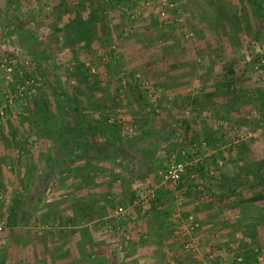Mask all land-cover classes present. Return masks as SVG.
Segmentation results:
<instances>
[{"label": "rangeland", "instance_id": "1", "mask_svg": "<svg viewBox=\"0 0 264 264\" xmlns=\"http://www.w3.org/2000/svg\"><path fill=\"white\" fill-rule=\"evenodd\" d=\"M0 112V264H264V0H0Z\"/></svg>", "mask_w": 264, "mask_h": 264}, {"label": "trees", "instance_id": "2", "mask_svg": "<svg viewBox=\"0 0 264 264\" xmlns=\"http://www.w3.org/2000/svg\"><path fill=\"white\" fill-rule=\"evenodd\" d=\"M73 119H74V125L73 127H71L70 131H68L67 133L73 135L75 139H80L81 141L83 142H86L85 141V124H84V121L83 119L79 116V114L74 110V114H73ZM104 142L106 141H110L109 139L104 138L103 140ZM110 143V142H109ZM110 145H112L110 143ZM84 159L85 156L84 155H81V156H78V153H68V160L69 161H79V159Z\"/></svg>", "mask_w": 264, "mask_h": 264}, {"label": "built area", "instance_id": "3", "mask_svg": "<svg viewBox=\"0 0 264 264\" xmlns=\"http://www.w3.org/2000/svg\"><path fill=\"white\" fill-rule=\"evenodd\" d=\"M181 171H182V164H180L179 162L170 161L167 164L163 177L164 179H167L171 182H176L180 178Z\"/></svg>", "mask_w": 264, "mask_h": 264}, {"label": "crops", "instance_id": "4", "mask_svg": "<svg viewBox=\"0 0 264 264\" xmlns=\"http://www.w3.org/2000/svg\"><path fill=\"white\" fill-rule=\"evenodd\" d=\"M140 163L144 166V163L142 162V160H140ZM143 170H144V167H143ZM140 224H142V223H140ZM159 225H160V223H159ZM143 226V225H142ZM141 227V226H140ZM143 227H145V226H143ZM158 227V225L157 224H155V228H157ZM150 228V227H149ZM148 228V229H149ZM157 242H155V244H156ZM141 254H144V253H141ZM166 254V255H165ZM165 255V256H164ZM174 255H176V253H174L173 254V251H166L164 254H163V258L165 259V260H170V261H168V263L167 264H175V261H173V258H176ZM144 259H145V257H144ZM152 260V259H151Z\"/></svg>", "mask_w": 264, "mask_h": 264}]
</instances>
